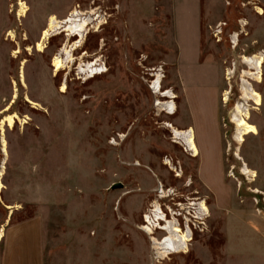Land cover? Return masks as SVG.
<instances>
[{"label":"rangeland","instance_id":"1","mask_svg":"<svg viewBox=\"0 0 264 264\" xmlns=\"http://www.w3.org/2000/svg\"><path fill=\"white\" fill-rule=\"evenodd\" d=\"M73 9L96 15L74 60L63 57L56 73L52 58L74 38L57 31L43 51L35 45L50 16ZM255 54L264 58V0H3L0 112L13 103L0 120H18L3 127L6 157L0 141V229L7 219H41L44 264H264V63L255 83L242 60ZM95 59L106 72L76 80L75 69ZM156 73L175 95L173 116L154 107L166 101L148 89ZM244 81L259 107L242 98ZM209 85L220 92L215 175L164 126L191 128L183 91ZM236 105L257 129L240 145ZM235 150L254 181L241 176ZM200 202L208 215L197 220ZM154 203L164 217L152 237L162 239L159 228L175 219L190 231L186 253L155 255L142 230Z\"/></svg>","mask_w":264,"mask_h":264},{"label":"bare ground","instance_id":"2","mask_svg":"<svg viewBox=\"0 0 264 264\" xmlns=\"http://www.w3.org/2000/svg\"><path fill=\"white\" fill-rule=\"evenodd\" d=\"M19 6L21 8L19 10L18 17H23L26 13V6H24L22 2L19 3ZM259 13H261L260 10H259ZM87 15L89 16L86 17V14H83L82 12L77 11L76 9H73L69 13V15L62 20H58L52 15L49 17L47 21V25L44 28V30L41 31L40 38L35 45L36 50L38 52L43 51V49L45 48L46 42L51 37L59 34V32L57 33V31H60V33H67L66 37L68 38H74V42L69 47H68L69 41L67 39L66 44L62 46L60 53L55 55L52 58V61H51L52 67L54 68V71L56 73L62 68L63 57L66 58L68 63L72 62L74 60L72 52L78 49L79 47H81L82 41L84 40V36L87 33V28L93 21L91 17L95 16L96 13L91 11ZM98 18L99 17H97V20ZM236 41H237V36L235 35L233 38V43L236 44ZM97 60L98 59H95V61L92 63L87 62L86 64H83V65L80 64L79 69L82 72H86L91 75L96 74V72H99V71L104 72L105 71L104 68L103 69L101 68V70H98L99 67L96 66ZM242 60H243V63L247 66L246 68L247 71L244 72L246 76H248L247 80L254 81L255 83H260L261 82V68L264 63L263 56L261 54H255L251 57H242ZM248 81L247 82L244 81L247 87L242 88V92H241L242 98H245L247 101H251L255 107H259L261 105V96L257 91L253 89V87L250 85ZM22 84L24 85L23 82ZM160 85H161V76L156 73L154 75V81L152 82L150 89L152 90L154 94H157L161 98H165L166 101L155 100L154 107H156L158 111L161 113H165L168 116H173L176 110L175 104L173 101L175 99V95L170 90H162ZM64 89H65V83L61 85L60 91L64 92ZM227 95H228V92L225 91L223 94L224 102L227 100ZM15 97H16V94L14 90L12 99H15ZM25 100L32 106H37V104L30 101L28 98H26ZM11 103H13V101H11L10 104L6 106L0 112V114L7 112L9 110V106L11 105ZM242 111L239 105L235 106L234 112L238 115V117H236L235 115L233 116V121H234V126H235L234 141L238 145L244 142V137L248 135H257V129L255 128L254 125H252L249 122L248 110L246 109L244 113ZM16 120H18V118L14 114L4 116L0 120L1 153L3 154L4 157H6L7 154H6V142L4 139L3 127H7L11 129L13 125L15 124ZM164 126L171 131L173 138L176 140V143L178 142V144H181L184 147L185 152H190L192 158H196L199 156V150L195 142V135H194V131L192 128H187L185 130H179L173 127L170 123H165ZM119 138L123 139L124 136L120 135ZM234 157L241 163L240 168H239L241 176H243L249 182L254 181V178L256 177L255 172L253 170H250L247 167V165L243 162V160L240 158L239 154L237 153V150L234 151ZM165 164L170 165L169 162H166ZM1 167L2 168L0 171V178L3 175V169H4L3 166ZM2 189H3V186L0 183V190ZM160 193L163 194L162 189H160ZM252 193L261 194V192L258 191L257 189L252 190ZM163 195L161 197H163ZM263 203H264V200H263ZM197 206H198V212L195 213L196 215L195 218L197 220H202L203 215L204 216L208 215V210L204 202H200ZM6 209L11 210L13 208L10 206H7ZM162 212L160 210L159 204L154 203L153 210L150 211L148 214H145V216L143 217L145 227L142 228V230H144L147 233V235L150 237L152 249L155 250L154 251L155 255H159V256H162L163 258H166L170 255L186 253L189 247L188 243L191 241L190 235H189L190 231L188 228L186 229L185 232L183 230L181 231L175 219H171L170 221H167L164 227L159 228L165 233L162 239L156 240L153 238L154 230L157 229L158 224H159V223L157 224V222L159 220H163L164 216ZM0 237H1V233H0Z\"/></svg>","mask_w":264,"mask_h":264},{"label":"crops","instance_id":"3","mask_svg":"<svg viewBox=\"0 0 264 264\" xmlns=\"http://www.w3.org/2000/svg\"><path fill=\"white\" fill-rule=\"evenodd\" d=\"M2 3L3 0H0V7ZM183 92L191 120L188 127L194 131L199 156L203 163L212 164L210 166L215 175V163L221 144L217 117L219 89L217 85L193 86ZM0 231V264H44L41 219L31 218L13 224L11 219H7Z\"/></svg>","mask_w":264,"mask_h":264},{"label":"built area","instance_id":"4","mask_svg":"<svg viewBox=\"0 0 264 264\" xmlns=\"http://www.w3.org/2000/svg\"><path fill=\"white\" fill-rule=\"evenodd\" d=\"M64 35H65V33H63ZM92 62H94V61H91L90 63H92ZM99 61H97V63H96V66L97 67H99L98 68V70H101V68L103 69H105V71L104 72H102V71H99V72H96V74H93V75H91V74H89V73H86V72H82L78 67L75 69L76 71H75V78H76V80H78V81H80V82H82V83H84V82H86V81H88V80H91V79H93V78H95V77H98V76H101V75H103L105 72H106V68H105V65L103 64V65H100L99 63H98ZM159 69H161V68H159ZM159 69H156V70H159ZM154 81V79H152L150 82H149V85H148V89L151 91V85H152V82ZM172 138H173V135H172ZM173 140V139H172Z\"/></svg>","mask_w":264,"mask_h":264},{"label":"water","instance_id":"5","mask_svg":"<svg viewBox=\"0 0 264 264\" xmlns=\"http://www.w3.org/2000/svg\"><path fill=\"white\" fill-rule=\"evenodd\" d=\"M121 187H122V186H121L120 184H114V185L111 186L110 189H119V188H121Z\"/></svg>","mask_w":264,"mask_h":264}]
</instances>
